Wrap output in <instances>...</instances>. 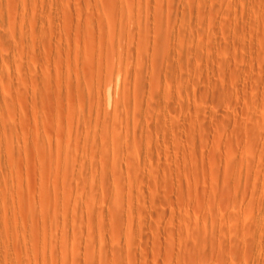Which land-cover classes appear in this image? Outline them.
<instances>
[{
  "label": "rangeland",
  "instance_id": "obj_1",
  "mask_svg": "<svg viewBox=\"0 0 264 264\" xmlns=\"http://www.w3.org/2000/svg\"><path fill=\"white\" fill-rule=\"evenodd\" d=\"M0 264H264V0H0Z\"/></svg>",
  "mask_w": 264,
  "mask_h": 264
}]
</instances>
